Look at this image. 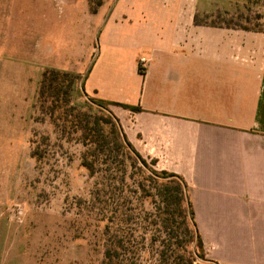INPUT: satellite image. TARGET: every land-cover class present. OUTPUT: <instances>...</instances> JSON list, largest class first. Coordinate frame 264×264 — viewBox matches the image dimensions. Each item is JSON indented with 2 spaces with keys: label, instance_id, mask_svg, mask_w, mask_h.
I'll list each match as a JSON object with an SVG mask.
<instances>
[{
  "label": "crops",
  "instance_id": "crops-1",
  "mask_svg": "<svg viewBox=\"0 0 264 264\" xmlns=\"http://www.w3.org/2000/svg\"><path fill=\"white\" fill-rule=\"evenodd\" d=\"M106 1L85 93L140 108L110 105L138 154L185 182L208 259L264 264V33L197 24L190 3ZM73 23L75 43L90 36Z\"/></svg>",
  "mask_w": 264,
  "mask_h": 264
},
{
  "label": "rangeland",
  "instance_id": "rangeland-1",
  "mask_svg": "<svg viewBox=\"0 0 264 264\" xmlns=\"http://www.w3.org/2000/svg\"><path fill=\"white\" fill-rule=\"evenodd\" d=\"M73 1L80 5L0 0V264H161L162 254L170 260L182 254L176 238H183V228L174 225L171 234L177 236L168 240L157 205L139 193L141 183L153 188L160 181L145 183V169L133 165L120 145L112 148L111 164L100 158L89 176L80 166L81 145L64 140L38 110L36 92L46 67L83 71L81 85L100 50L94 33L106 13L90 15L87 0ZM107 1L106 9L114 0ZM171 1L190 3L180 16L197 24L264 32V0ZM51 6L54 13L46 10ZM74 20L90 33L76 43ZM89 100L97 98L86 94L77 101ZM33 150L39 158L31 157Z\"/></svg>",
  "mask_w": 264,
  "mask_h": 264
},
{
  "label": "trees",
  "instance_id": "trees-1",
  "mask_svg": "<svg viewBox=\"0 0 264 264\" xmlns=\"http://www.w3.org/2000/svg\"><path fill=\"white\" fill-rule=\"evenodd\" d=\"M87 1L90 6L89 12L96 14L101 4L93 8L90 0ZM259 3L260 0H256L253 4ZM239 29L264 33L257 29L244 27ZM81 96L86 97V93L84 80L80 85L78 74L55 68H45L42 71L36 92L40 115L48 119L64 140L75 141L81 145L83 152L80 166L89 176L95 175L100 158L104 157L105 162L111 164L107 159L113 157L112 148L120 145L127 151V155L134 159L133 165L138 162L145 169L142 172L145 183H150L152 179L160 181V184H156L153 188H147L141 183L138 186L139 193L142 199L150 200L152 204L157 205L162 228L168 240L177 236L171 234L174 225L183 228V238H176V246L181 249L182 254L171 260L172 256L162 254L161 264H217L206 257L185 182L177 175L149 168L146 160L126 139L119 120L105 105L117 106L131 112H139L140 108L99 99L78 102ZM31 157L39 158V153L33 150ZM151 165L154 166V161H151ZM190 243L193 246L188 251L186 245Z\"/></svg>",
  "mask_w": 264,
  "mask_h": 264
}]
</instances>
